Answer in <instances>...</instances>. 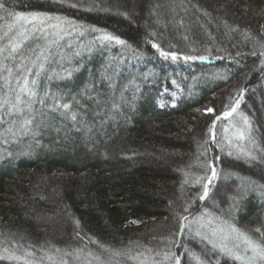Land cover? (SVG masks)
Masks as SVG:
<instances>
[{
	"label": "trees",
	"instance_id": "trees-1",
	"mask_svg": "<svg viewBox=\"0 0 264 264\" xmlns=\"http://www.w3.org/2000/svg\"><path fill=\"white\" fill-rule=\"evenodd\" d=\"M0 264H264V0H0Z\"/></svg>",
	"mask_w": 264,
	"mask_h": 264
},
{
	"label": "rangeland",
	"instance_id": "rangeland-1",
	"mask_svg": "<svg viewBox=\"0 0 264 264\" xmlns=\"http://www.w3.org/2000/svg\"><path fill=\"white\" fill-rule=\"evenodd\" d=\"M21 129V131H23L24 130V124H22V123H20L19 124V126H9L8 128H7V133L8 134H17V131H19ZM50 206V205H49ZM39 209H41V208H39ZM38 209V210H39ZM39 216V219H40V221L42 222V224L44 223V224H48V225H50L51 224V217H49L48 215H38ZM54 223H52V226H54L53 225ZM210 236H212L211 234H210ZM215 238H218L217 236H215ZM212 239H214L213 237H212ZM219 239V238H218ZM245 244H247V243H243V244H240V249H243L244 251H248V253H250V255H252L253 257L256 255V253H255V249L251 246V245H245ZM250 255H246V258H251L252 259V257L250 256ZM256 257V256H255Z\"/></svg>",
	"mask_w": 264,
	"mask_h": 264
}]
</instances>
